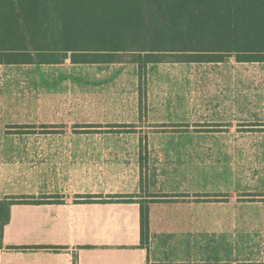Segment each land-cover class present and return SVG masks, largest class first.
I'll use <instances>...</instances> for the list:
<instances>
[{"label":"crops","instance_id":"crops-1","mask_svg":"<svg viewBox=\"0 0 264 264\" xmlns=\"http://www.w3.org/2000/svg\"><path fill=\"white\" fill-rule=\"evenodd\" d=\"M110 64L136 65L139 70L133 62H73L69 56L58 63H0V204L8 214L0 227V264H264V61L206 64L214 83L209 122L221 130L213 134L222 135H209L207 162L202 169L192 163L185 180L194 188L197 176L208 186L199 192L224 194L218 207L203 199L174 201L172 194L193 190H179L175 182L181 177L156 170L147 174L149 184L155 179L147 201L136 196L70 200L72 189L56 173L39 168L27 172L13 162L12 145L23 140L17 128L72 124L76 110L57 106V98L67 94L59 86L64 79L76 73L86 77ZM190 65L199 63L147 64L182 70ZM152 103L147 111L150 126L164 114H156ZM34 136L36 143L77 139ZM138 190L137 185L100 192L135 195ZM234 195L242 199L233 206ZM141 207L148 219L144 243ZM259 224L261 232L249 230V225ZM216 225L222 230L217 232ZM232 225L241 227L233 232Z\"/></svg>","mask_w":264,"mask_h":264},{"label":"rangeland","instance_id":"rangeland-1","mask_svg":"<svg viewBox=\"0 0 264 264\" xmlns=\"http://www.w3.org/2000/svg\"><path fill=\"white\" fill-rule=\"evenodd\" d=\"M229 61L239 62L234 56L223 62ZM206 64L199 62L197 67L185 66V70L170 66L137 70L136 65L110 64L89 71L86 77H79L84 73H76L73 78H65L59 86L66 89L67 94L57 98V106L76 110L72 124L17 128L15 132L22 135L23 140L12 145L16 149L13 162L27 172L39 168L45 173H56L72 189L68 195L70 200L97 197L129 200L136 196L147 201L144 197L150 195L148 186L155 182L153 178L149 184V173L156 170L169 177H181L175 182L179 190H193L172 194L171 197H177L174 201L204 200L215 202L218 207L224 194L199 192L208 186L197 176L192 182L194 188L185 180V172H189L192 163H198L201 168L207 162L209 135H222L213 134L221 130L209 122V98L214 83L209 79ZM150 101L156 114L164 112L152 126L147 115ZM36 133L77 139L66 144L36 143ZM54 149L55 154H52ZM137 185L139 190L135 195L100 192L127 191ZM77 189L80 192H74ZM238 197L233 196V206L242 199ZM220 227L216 225L217 232L222 230ZM232 227V231L237 232L241 225ZM249 230L261 232L263 225H249Z\"/></svg>","mask_w":264,"mask_h":264},{"label":"trees","instance_id":"trees-1","mask_svg":"<svg viewBox=\"0 0 264 264\" xmlns=\"http://www.w3.org/2000/svg\"><path fill=\"white\" fill-rule=\"evenodd\" d=\"M264 61V0H0V63ZM8 221L0 204V227ZM148 219L141 207V240Z\"/></svg>","mask_w":264,"mask_h":264}]
</instances>
